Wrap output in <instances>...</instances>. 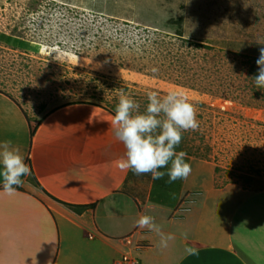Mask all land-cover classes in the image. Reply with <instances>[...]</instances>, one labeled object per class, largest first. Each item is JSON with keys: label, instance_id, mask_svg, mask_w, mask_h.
<instances>
[{"label": "rangeland", "instance_id": "obj_1", "mask_svg": "<svg viewBox=\"0 0 264 264\" xmlns=\"http://www.w3.org/2000/svg\"><path fill=\"white\" fill-rule=\"evenodd\" d=\"M0 38V92L34 122L65 105L108 112L121 90L144 112L146 93L176 91L199 122L179 144L188 180L264 191V0H0Z\"/></svg>", "mask_w": 264, "mask_h": 264}, {"label": "crops", "instance_id": "obj_2", "mask_svg": "<svg viewBox=\"0 0 264 264\" xmlns=\"http://www.w3.org/2000/svg\"><path fill=\"white\" fill-rule=\"evenodd\" d=\"M10 99L0 92V142L19 149L39 186L24 176L7 193L0 179V264H113L122 254L138 264H264V191L209 190L200 176L155 192L151 175L133 181L118 167L125 150L108 112L65 105L38 123ZM140 215L174 235L166 249L135 226Z\"/></svg>", "mask_w": 264, "mask_h": 264}, {"label": "clouds", "instance_id": "obj_3", "mask_svg": "<svg viewBox=\"0 0 264 264\" xmlns=\"http://www.w3.org/2000/svg\"><path fill=\"white\" fill-rule=\"evenodd\" d=\"M256 64L258 73L253 77L254 88L264 91V47L259 50ZM146 98V108L140 112V105L122 90L120 92L111 121L113 134L125 150L117 161L118 167L131 170L134 175L150 174L153 180H160L165 175L169 182L187 179L192 171L191 165L185 162L187 153L177 152L176 148L183 132L199 128L195 107L176 91L168 92L163 98L156 92H148ZM29 175L31 169L19 149L13 148L10 141L0 142L3 190L12 193L22 185V177ZM135 226L154 232L159 237L158 247L161 249H166L169 241L175 239L173 234H165L149 215H140ZM184 235L186 238L187 233ZM185 252L189 256L198 255V250L193 247L186 248Z\"/></svg>", "mask_w": 264, "mask_h": 264}, {"label": "trees", "instance_id": "obj_4", "mask_svg": "<svg viewBox=\"0 0 264 264\" xmlns=\"http://www.w3.org/2000/svg\"><path fill=\"white\" fill-rule=\"evenodd\" d=\"M181 20H182V18L181 17H179L178 18V21H177V27H176V34L178 35V36H181L182 35V30H181ZM89 105H92V104H90L89 103ZM115 107L116 106H112V108H110L111 110H107L112 116H114V114H115ZM27 120H29L28 118H27ZM41 120H39L38 121V123L40 122ZM38 123H37V125H38ZM35 130H36V127L35 128H30V137H32L33 135H34V132H35ZM176 151L177 152H179V151H184L183 149H181V147L180 146H178L177 148H176ZM185 152V151H184ZM26 161H28V160H26ZM188 161H189V158H188V154H187V156H186V158H185V162H187L188 163ZM26 164H27V162H26ZM161 171H167V169H160ZM32 175V174H31ZM150 175V174H149ZM23 178V177H22ZM31 181L35 184V185H37V186H39L36 182H35V178H34V176L32 175L31 176ZM154 181V183H153V185H152V190H154L155 192L157 191V190H168V191H170V190H179L180 189V187H181V184H182V181H183V179H179V180H176V181H174V182H169V180H168V176L167 175H165L162 179H160V180H153ZM154 192V193H155ZM64 206L67 208V209H69L70 211H72V212H74V213H78L79 211H81V210H84L85 208H86V206H76V205H71V204H64Z\"/></svg>", "mask_w": 264, "mask_h": 264}, {"label": "built area", "instance_id": "obj_5", "mask_svg": "<svg viewBox=\"0 0 264 264\" xmlns=\"http://www.w3.org/2000/svg\"><path fill=\"white\" fill-rule=\"evenodd\" d=\"M130 262H131V261L127 260L126 257H123L121 260L116 261V262H114L113 264H131ZM132 264H134V263L132 262Z\"/></svg>", "mask_w": 264, "mask_h": 264}]
</instances>
